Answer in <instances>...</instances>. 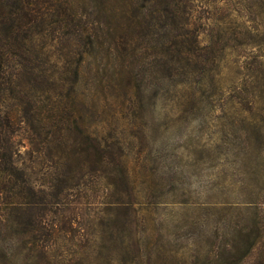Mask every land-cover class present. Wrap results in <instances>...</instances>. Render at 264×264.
Masks as SVG:
<instances>
[{
    "label": "rangeland",
    "instance_id": "374dc122",
    "mask_svg": "<svg viewBox=\"0 0 264 264\" xmlns=\"http://www.w3.org/2000/svg\"><path fill=\"white\" fill-rule=\"evenodd\" d=\"M185 3L25 0L0 264H218L264 232V0Z\"/></svg>",
    "mask_w": 264,
    "mask_h": 264
},
{
    "label": "trees",
    "instance_id": "16d2710c",
    "mask_svg": "<svg viewBox=\"0 0 264 264\" xmlns=\"http://www.w3.org/2000/svg\"><path fill=\"white\" fill-rule=\"evenodd\" d=\"M149 1L157 3L161 0ZM185 1L163 0L167 8L172 7L170 16L175 18L176 22L184 14ZM24 2L25 0H0V116H7L9 108L6 103L14 95L15 74L19 71L17 67H21L18 60L25 52L24 41L31 25ZM13 9L17 10L18 17L15 24L11 21ZM188 42L193 46L198 45L196 38ZM6 128L5 123L0 120V137ZM220 254L226 258L218 264H264V232L256 229L245 248L233 245L224 248Z\"/></svg>",
    "mask_w": 264,
    "mask_h": 264
}]
</instances>
